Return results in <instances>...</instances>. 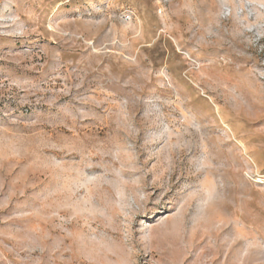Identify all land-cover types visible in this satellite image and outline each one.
<instances>
[{
  "label": "rangeland",
  "instance_id": "374dc122",
  "mask_svg": "<svg viewBox=\"0 0 264 264\" xmlns=\"http://www.w3.org/2000/svg\"><path fill=\"white\" fill-rule=\"evenodd\" d=\"M0 264H264V0H0Z\"/></svg>",
  "mask_w": 264,
  "mask_h": 264
}]
</instances>
